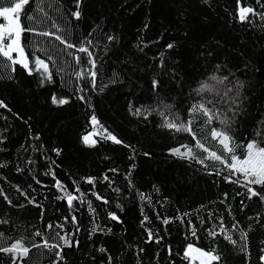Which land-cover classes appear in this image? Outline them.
<instances>
[{
  "label": "trees",
  "instance_id": "obj_1",
  "mask_svg": "<svg viewBox=\"0 0 264 264\" xmlns=\"http://www.w3.org/2000/svg\"><path fill=\"white\" fill-rule=\"evenodd\" d=\"M239 5L254 14L241 21ZM75 11L77 0H30L21 17L34 29L21 41L29 68L0 56V247H29L15 264H190L188 244L215 250L213 264H261L264 200L247 191L261 186L209 157L226 155L211 136L223 125L191 109L204 104L229 119L237 143L264 145V0H79V18ZM93 115L90 146L82 138ZM165 117L192 121L208 152L162 127ZM183 145L195 159L173 154ZM0 264L12 255L0 252Z\"/></svg>",
  "mask_w": 264,
  "mask_h": 264
},
{
  "label": "snow or ice",
  "instance_id": "obj_2",
  "mask_svg": "<svg viewBox=\"0 0 264 264\" xmlns=\"http://www.w3.org/2000/svg\"><path fill=\"white\" fill-rule=\"evenodd\" d=\"M8 3L11 6H4V3ZM30 0H18V2L13 3L12 0H0V17L3 18L6 23H0V56L6 58L7 61L11 63V65H21L25 69L29 68V59L28 56L25 54V45L22 44V34L25 32H33L34 29L31 26L25 27L22 23V15L23 10L25 9L26 5H29ZM239 3V0H238ZM250 13L254 14V10L251 7H240L239 9V18L241 21H244ZM72 15L76 18H79L80 12H79V0H77V11L73 12ZM262 18H264V13L260 14ZM29 21H32L34 19L33 15H27L26 17ZM53 27H56L55 24H53ZM59 31V29H57ZM42 36L48 37L51 35H54V33H50L48 31H43L39 33ZM55 39L59 40L61 44H65L67 48H73L75 45L71 43H67L65 39H62L60 35H55ZM109 40L114 39L113 37L109 36ZM91 43V41H89ZM173 44L169 43L167 45V48H172ZM79 52L87 53L89 56L88 63L92 65V68H96V61L91 59L92 53L89 52L87 47H79ZM13 53H15V57L13 56ZM51 59V57H49ZM80 58L77 57V62H79ZM34 64L37 70L43 69L44 73L49 72L48 64L39 57H36L34 59ZM15 70V69H13ZM78 76H80V73H77ZM91 76L93 79V82H95L96 72L92 71ZM50 79V75L48 76ZM223 79H227V77H224ZM153 86H156V82H153ZM203 87V86H202ZM231 91V89H229ZM238 95V93H237ZM54 103H60L64 104L67 103L66 100L60 99L57 101L55 97H53ZM3 103H0V107H4ZM231 110V109H229ZM193 113L197 111H201L203 115L207 118V123H211L214 119L220 120V123L223 125L221 129H212L211 136L213 139L218 140L219 144L222 146V152L226 155H218L217 152L213 151L209 153V157L215 161H219L221 164H225V166L228 168L231 175L240 174L243 176L245 184L246 185H257L261 186L262 191H257L253 187H248L247 191L250 193L249 199L253 197L259 196L261 200H264V145L260 141L257 140H250L246 144H239L234 139V137L231 135L230 132V121L227 117L221 119L220 116L213 112L211 109L205 107L204 104L200 105H194L191 109ZM140 110H136V114H139ZM178 119V118H177ZM91 122L94 126V131L92 133H89L88 135H85L82 139L86 145H94L95 141L92 140V136L95 133V126L99 124V121L95 117V115L92 116ZM192 121H188L187 124L185 123H178L175 121H170L165 117V122L162 125V127H165L167 129L175 130L176 132H188L192 135L193 140H195V147L198 149H203L205 152H208V149L204 147L203 143L199 139L196 138V133L193 131L191 127ZM106 131V130H105ZM106 139L113 141L116 144H121L122 141L119 140L115 135H112L110 132L107 133L105 136ZM182 147H185L187 149L186 152H181L180 148H174L172 149L173 154H178L181 157H188L195 159L193 155V149L187 145H183ZM243 147L245 155L241 158L240 155H238V149ZM207 158V157H206ZM230 159V163H227V161ZM203 162V161H201ZM219 174V173H218ZM107 179V177H105ZM226 179H228L226 177ZM89 183H92V179L89 178ZM57 187H62L60 182L57 181ZM76 197L69 194L67 197L69 207H72V202L75 200ZM97 199H100L99 196H97ZM91 207V205H90ZM113 220L117 219V216L113 213L109 214ZM72 222H76V217H72ZM165 223L168 221L165 220ZM52 226L49 225V228ZM221 231H223V228H221ZM37 236L41 235L40 232L35 233ZM210 235H215L214 232H210ZM59 236V239L64 242L65 246H70V242L68 239H65L64 236H60L59 233H57ZM193 235H195V232H193ZM2 236V234H0ZM226 240H228L230 243L235 244L236 241L232 239L230 235H225L224 237ZM241 238L245 241L247 240V235L244 233H241ZM33 247H39V245H33ZM43 247L49 248L50 250L53 248H57L58 245L52 244L49 245L48 242L45 240ZM245 248L247 245L245 244ZM103 251V249H101ZM261 251H264L262 249ZM0 252L5 254H11L13 259V264H15L17 258H24L29 255L30 249L29 247L25 246L22 240H16L8 247H0ZM56 256L58 259L62 258L61 253L59 251L56 252ZM184 258L189 260H199L200 264H213L215 261H219L221 257L218 254H215V250L205 251L200 248L194 247L192 244L187 245L186 250L184 252ZM261 264H264V255L260 256Z\"/></svg>",
  "mask_w": 264,
  "mask_h": 264
},
{
  "label": "rangeland",
  "instance_id": "obj_3",
  "mask_svg": "<svg viewBox=\"0 0 264 264\" xmlns=\"http://www.w3.org/2000/svg\"><path fill=\"white\" fill-rule=\"evenodd\" d=\"M16 2H18V1H16ZM0 23H6V21H4L3 20V18L2 17H0ZM15 53H13V56L15 57ZM89 134V133H88ZM88 134H85V135H88ZM84 135V136H85ZM83 136V137H84ZM92 140H94L95 141V138L92 136ZM189 245V244H188ZM193 245V244H192ZM194 247H197V246H195V245H193ZM187 247V246H186ZM197 248H199V247H197ZM200 249H202V248H200ZM185 250H186V248H185ZM202 250H204V249H202ZM189 263L190 264H200V261L199 260H189Z\"/></svg>",
  "mask_w": 264,
  "mask_h": 264
},
{
  "label": "water",
  "instance_id": "obj_4",
  "mask_svg": "<svg viewBox=\"0 0 264 264\" xmlns=\"http://www.w3.org/2000/svg\"><path fill=\"white\" fill-rule=\"evenodd\" d=\"M240 7H242L241 5H239V9H240ZM238 16H239V12H238Z\"/></svg>",
  "mask_w": 264,
  "mask_h": 264
},
{
  "label": "bare ground",
  "instance_id": "obj_5",
  "mask_svg": "<svg viewBox=\"0 0 264 264\" xmlns=\"http://www.w3.org/2000/svg\"><path fill=\"white\" fill-rule=\"evenodd\" d=\"M215 145V144H214ZM211 148V147H210ZM194 149V148H193ZM198 150V149H197ZM215 151V150H214Z\"/></svg>",
  "mask_w": 264,
  "mask_h": 264
}]
</instances>
